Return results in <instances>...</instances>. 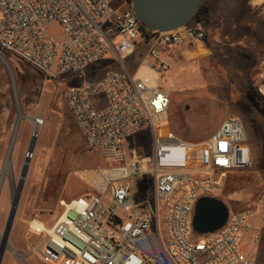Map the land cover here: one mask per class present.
I'll list each match as a JSON object with an SVG mask.
<instances>
[{"label": "built area", "instance_id": "built-area-1", "mask_svg": "<svg viewBox=\"0 0 264 264\" xmlns=\"http://www.w3.org/2000/svg\"><path fill=\"white\" fill-rule=\"evenodd\" d=\"M250 3L264 7V0ZM53 24L62 38L49 31ZM207 39L206 21L195 16L175 30L148 29L131 0H0L1 52L51 79L77 73L66 103L87 146L112 163L78 173L89 192L61 201L48 230H31L41 237L36 253L44 264H255L243 247L255 211L230 210L213 233L193 227L197 201L216 197L228 174L252 165L243 119L230 115L208 140L185 141L165 125L170 90L126 70L94 79L87 73L113 47L121 65L146 51L139 67L152 59L147 68L161 78L169 69L161 49L201 48ZM254 86L264 99V60ZM144 131L151 133L148 162L127 143Z\"/></svg>", "mask_w": 264, "mask_h": 264}, {"label": "rangeland", "instance_id": "rangeland-1", "mask_svg": "<svg viewBox=\"0 0 264 264\" xmlns=\"http://www.w3.org/2000/svg\"><path fill=\"white\" fill-rule=\"evenodd\" d=\"M202 4L210 11L207 44L201 48L161 49V61L167 62L169 69L159 78L147 69L149 59L142 63L139 76H148L170 90V121L165 125L185 141L208 140L230 115L245 122L252 165L228 174L216 197L231 211L257 213L243 247L255 264H264V106L250 89L264 60V7H254L250 0H203ZM49 31L57 38L63 36L56 24ZM120 39L118 36L114 47ZM120 66L112 47L87 69L88 77H102ZM80 79L74 72L51 79L0 50V235L11 210L8 180L11 177L17 184L20 179L36 130L33 118L43 121L2 264H44L36 253L41 237L31 231L30 222L38 220L46 228L52 226L62 210L61 201L90 189L78 173L112 164L87 146L66 103V90ZM94 101L98 107L105 103L104 98ZM20 112L25 118L15 135ZM127 143L145 154V162L149 161V131L134 135ZM8 162L10 174L6 175ZM198 239L206 240L204 236Z\"/></svg>", "mask_w": 264, "mask_h": 264}, {"label": "water", "instance_id": "water-1", "mask_svg": "<svg viewBox=\"0 0 264 264\" xmlns=\"http://www.w3.org/2000/svg\"><path fill=\"white\" fill-rule=\"evenodd\" d=\"M137 19L152 31L167 32L185 26L199 11L203 0H131ZM25 116L20 112L15 129V135L19 124ZM33 121L36 124L35 119ZM39 136L38 130L33 133L30 147L27 153L22 173L17 186V192L13 194L11 210L8 215L4 233L0 235V264L9 243V237L15 221L17 209L25 181L31 165V160ZM11 145L9 155L12 152ZM230 215L229 206L218 197H201L195 208L193 227L197 234L204 235L219 230L226 224Z\"/></svg>", "mask_w": 264, "mask_h": 264}, {"label": "crops", "instance_id": "crops-1", "mask_svg": "<svg viewBox=\"0 0 264 264\" xmlns=\"http://www.w3.org/2000/svg\"><path fill=\"white\" fill-rule=\"evenodd\" d=\"M209 10V9H208ZM209 17H210V11H209ZM206 21V27H207V31H208V39H209V34H210V29H209V23H210V18L208 19V20H205ZM207 39V40H208ZM206 40V44H207V41ZM138 59H140V61H142L141 60V57H140V55H138V53H136V54H134L133 56H131V57H129V58H127L126 60H125V64L124 65H121L118 69H114V70H117V71H122V70H126V71H128L129 73H136V74H138L139 75V69L141 68V67H139V64L141 63H138ZM130 65H129V64ZM153 63V61H152V59H151V64ZM148 69V68H147ZM149 70V69H148ZM150 71V70H149ZM151 72H153V71H151ZM152 79V78H151ZM104 162H106V161H104ZM102 166H105V165H102ZM100 167V166H99ZM89 192V191H88ZM87 194V193H86ZM86 194H83V195H86ZM79 196H81V195H79ZM73 199V198H72Z\"/></svg>", "mask_w": 264, "mask_h": 264}, {"label": "trees", "instance_id": "trees-1", "mask_svg": "<svg viewBox=\"0 0 264 264\" xmlns=\"http://www.w3.org/2000/svg\"><path fill=\"white\" fill-rule=\"evenodd\" d=\"M195 17H199V18H202L204 20H208L209 19L208 8L204 7L202 4L199 11L196 13ZM250 86H251L250 87L251 91L255 94L256 97H258L260 99V101L262 102V104L264 106V99L261 96V94L259 93L258 89L254 86V82L251 81Z\"/></svg>", "mask_w": 264, "mask_h": 264}, {"label": "bare ground", "instance_id": "bare-ground-1", "mask_svg": "<svg viewBox=\"0 0 264 264\" xmlns=\"http://www.w3.org/2000/svg\"><path fill=\"white\" fill-rule=\"evenodd\" d=\"M35 121H36V130H38V132H39V129H40L43 121L41 118H35ZM5 171L10 172V162L7 163ZM30 227H31L32 231H40V230H44V229L45 230L49 229V228H46V224L41 223V222L36 221V220L30 222Z\"/></svg>", "mask_w": 264, "mask_h": 264}, {"label": "flooded vegetation", "instance_id": "flooded-vegetation-1", "mask_svg": "<svg viewBox=\"0 0 264 264\" xmlns=\"http://www.w3.org/2000/svg\"><path fill=\"white\" fill-rule=\"evenodd\" d=\"M8 174H10V172L7 171L6 175H8ZM18 183H19V181H18ZM18 183L16 184L15 180L13 178H11V177L8 180V187H9V191H11V193H12V197H13V194L15 192H17Z\"/></svg>", "mask_w": 264, "mask_h": 264}]
</instances>
